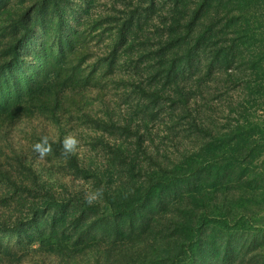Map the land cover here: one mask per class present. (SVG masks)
<instances>
[{
	"label": "trees",
	"instance_id": "16d2710c",
	"mask_svg": "<svg viewBox=\"0 0 264 264\" xmlns=\"http://www.w3.org/2000/svg\"><path fill=\"white\" fill-rule=\"evenodd\" d=\"M46 259L264 264V0H0V264Z\"/></svg>",
	"mask_w": 264,
	"mask_h": 264
},
{
	"label": "rangeland",
	"instance_id": "374dc122",
	"mask_svg": "<svg viewBox=\"0 0 264 264\" xmlns=\"http://www.w3.org/2000/svg\"><path fill=\"white\" fill-rule=\"evenodd\" d=\"M221 118H223V116L218 115V119H221ZM24 127H25V125H23V124H19V125H18V131H21L22 129H24ZM47 130H48V128H47ZM64 181H65V180H64ZM65 182H66V181H65ZM45 263H46V264H53V262H52L51 259H46V260H45Z\"/></svg>",
	"mask_w": 264,
	"mask_h": 264
}]
</instances>
